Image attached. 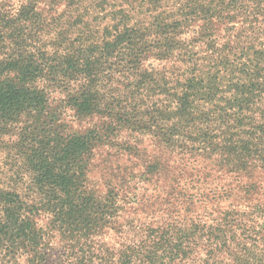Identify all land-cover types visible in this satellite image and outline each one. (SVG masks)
<instances>
[{
    "label": "trees",
    "instance_id": "trees-1",
    "mask_svg": "<svg viewBox=\"0 0 264 264\" xmlns=\"http://www.w3.org/2000/svg\"><path fill=\"white\" fill-rule=\"evenodd\" d=\"M44 2L75 29L53 36V64L30 51ZM1 78L4 120L46 113V81L81 117L138 134L129 152L152 138L162 155L140 181L165 192L127 218L135 178L128 204L88 186L105 135L57 134L27 158L31 200L0 178V264H264V0H0Z\"/></svg>",
    "mask_w": 264,
    "mask_h": 264
},
{
    "label": "rangeland",
    "instance_id": "rangeland-1",
    "mask_svg": "<svg viewBox=\"0 0 264 264\" xmlns=\"http://www.w3.org/2000/svg\"><path fill=\"white\" fill-rule=\"evenodd\" d=\"M40 7L44 22L28 30L33 37L34 46V49L30 48V51L39 55L51 53L49 64H53V36L61 31L64 33L71 30L73 32L75 29L66 24L61 25L63 20L59 18V15L62 13L63 7L53 10V7L47 5L46 2L42 3ZM39 58L40 62L43 61L42 56ZM35 86L47 90L49 102L46 113L39 117L27 115L21 119H13V121L0 118V178L4 189L26 194L31 200L34 194L30 190L34 188V184L27 163L31 151L41 144H51L52 142L55 144L57 134L66 138L74 134L83 135L89 131H95L104 134L105 137L96 144L88 160V186L99 194H107L117 190L124 195L121 197L122 200L124 199L123 204H128L127 199L125 200V192L127 187L132 185V178H135L141 203L140 205L128 206L127 218L143 219L146 217L145 211L153 204L151 195H154L153 193L157 190L162 193L165 192V189L161 188L164 184L155 186L156 189L154 190V186H148V184L140 181L145 172L143 166L149 161V157H161L162 155L156 142L152 141V138L145 137L142 147L145 151L142 154L129 152L126 149L127 144L141 143L138 134L132 133L128 129L113 132L105 125L110 121L105 117H81L68 106L67 93L54 88L53 83L40 81ZM53 116L56 117L54 124ZM162 177L167 176L164 174ZM188 189L191 190L189 187ZM198 204L202 206V203L198 202ZM144 206L149 208L146 209ZM46 217V215H42L39 218L40 226L45 227L47 224ZM54 232L57 233L55 235L57 239L54 238L53 242L58 243L60 233ZM106 240L114 243L116 240L114 232H111ZM62 247L57 245L54 248L59 251Z\"/></svg>",
    "mask_w": 264,
    "mask_h": 264
}]
</instances>
